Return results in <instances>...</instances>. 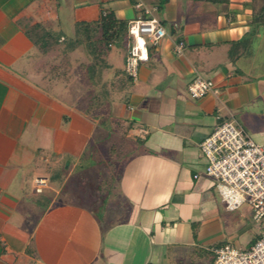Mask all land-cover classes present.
Returning a JSON list of instances; mask_svg holds the SVG:
<instances>
[{
    "label": "crops",
    "instance_id": "obj_1",
    "mask_svg": "<svg viewBox=\"0 0 264 264\" xmlns=\"http://www.w3.org/2000/svg\"><path fill=\"white\" fill-rule=\"evenodd\" d=\"M139 1L155 6L152 0H0V264H212L215 247L252 244L248 212L224 207L198 144L218 122L217 109L259 132L249 123L264 114V23L252 20L261 0H230L229 14L191 0L153 10L166 35L148 45L136 81L124 79L95 115L85 112L89 101L80 108L77 98L40 85L59 79L35 70L38 57L22 25L40 22L64 43L65 20L74 32L76 21L95 20L102 11L129 21L140 15ZM124 39L127 48L132 39ZM66 46L79 55L93 89L80 97L91 99L103 81L105 90L112 88L118 67L109 54L96 76L84 47ZM196 75L212 79L220 93L190 97L186 86ZM109 132L115 138H105ZM93 140L124 142V186L117 184L119 200L106 207L103 221L76 195L97 184L98 175L87 172L91 158L83 156ZM37 177L46 182L40 192ZM116 208L124 210L118 221L111 215Z\"/></svg>",
    "mask_w": 264,
    "mask_h": 264
},
{
    "label": "built area",
    "instance_id": "obj_2",
    "mask_svg": "<svg viewBox=\"0 0 264 264\" xmlns=\"http://www.w3.org/2000/svg\"><path fill=\"white\" fill-rule=\"evenodd\" d=\"M135 7L140 15L128 21L127 34L132 41L123 62V71L131 81L138 77L140 62L148 59V45H157L166 35L165 27L152 14L156 6L148 7L139 1ZM175 48L180 53L183 42L179 41ZM186 89L192 98L220 93L212 79L201 75L194 76ZM215 117L218 122L198 144L206 159L204 172L214 180L226 209L249 205L260 236L244 248L231 243L215 247L212 264H264V144L255 142L231 113L223 115L217 109ZM34 182L38 192L46 183L41 177Z\"/></svg>",
    "mask_w": 264,
    "mask_h": 264
},
{
    "label": "trees",
    "instance_id": "obj_3",
    "mask_svg": "<svg viewBox=\"0 0 264 264\" xmlns=\"http://www.w3.org/2000/svg\"><path fill=\"white\" fill-rule=\"evenodd\" d=\"M193 3L209 2L217 6H223L226 14L231 11L227 9L230 0H191ZM158 10H161L168 0H152ZM145 17V16H144ZM255 22L264 23V0L261 6L255 11L253 18ZM128 21L118 18L113 11H102L95 20H81L75 22V35L71 43L81 44L85 51L91 55L93 62L88 64L89 69L96 76L100 75L101 63L108 54L110 46L114 41L127 36ZM24 33L31 39L35 54L38 57L34 62V68L38 72H44L50 78L69 82L72 78L70 73L72 67V52L69 47L64 45L60 40V34L48 30L40 22H33L21 26ZM87 66V69H88ZM89 71V70H87ZM124 71L116 70L114 80L111 83L112 88L104 90L105 92H97L88 103L85 112L87 115H95L105 108L110 98L115 97V91L123 86L124 79L131 81L125 75ZM93 75L89 76L92 78ZM118 146L116 143L107 147L108 164L102 167V172L98 174L95 189L82 187L76 195L81 200L88 201L93 206L94 211L99 212L102 216L108 205L115 204L116 199L119 200L120 193L116 182V157Z\"/></svg>",
    "mask_w": 264,
    "mask_h": 264
},
{
    "label": "rangeland",
    "instance_id": "obj_4",
    "mask_svg": "<svg viewBox=\"0 0 264 264\" xmlns=\"http://www.w3.org/2000/svg\"><path fill=\"white\" fill-rule=\"evenodd\" d=\"M260 3H262V2H260ZM257 8H259V7H257ZM157 15L161 16L162 11L157 13ZM69 20H65V23L62 24V32H63L64 36L66 37V40L64 41V45L71 42L72 39L74 38V35H75V32L73 31V26ZM125 46H126V40L123 38H120L117 41H114L112 43V45L110 46L109 52H108V54H109L108 59L112 62L114 67H116V68L118 67V70H122L125 52H126V49L128 48V46H127V48ZM78 56L79 55H77L76 51H74L72 53L73 60H72V67H71L70 73L73 76V80H71V82L69 84L63 83L60 80L50 81L47 79L44 82L40 81V85L48 88L49 91L52 92L56 96L60 95L61 94L60 92H63L64 99H70L73 97L77 98L78 103L80 104V108H83L86 105V102H88V101L90 102V99H89V97H87V98L80 97L81 93L84 91H92L93 89L89 86V83L86 80H84L82 77L81 71L79 70V67H78V61H79V60H77ZM80 57H83V55H81ZM102 83L103 84H101V90L100 91L105 92L104 87L107 85L104 83V81ZM66 84H67V86H66ZM123 86H124V84H123ZM120 95H121L120 100L124 103V88L122 89V92L120 93ZM88 121H92V120L89 119ZM249 124L255 130L258 129L259 132L257 134H253V133H251L252 130L250 128H249V130H251V131H246V132L250 133V134L249 133L248 134L250 135V137L255 142L260 143V144H264V114H261V115L255 117L253 120L250 121ZM113 137L115 138V136H113L111 134V132H109L107 137H105V138L110 139ZM107 140H98V141L93 140L86 147V150H85L83 156L85 157L87 155V156H89V158H91L89 169L87 170V172H89V174H97L98 175L100 172H102L101 171L102 167L104 165L108 164V160H106V154L107 153L105 150V149H107L108 144H109V143L108 144L106 143ZM104 143H106V144H104ZM120 148L122 151L120 150V152H119ZM117 152H118V155L116 157V168H117V170H116V172H114V175L116 176L117 184L121 187V185L124 186V157H125L124 156V142L120 143V145L118 146ZM126 158H127V156H126ZM43 169H44V167H42L40 172H41V174L46 175V172ZM214 191L216 193H218L215 186H214ZM117 200L118 199H116V201ZM222 203L225 207V203L223 201H222ZM120 204L124 207L126 206V203H124V201L121 202ZM88 205H91V204H88ZM240 209H244L248 212L247 217H246V213H244V216L246 218L244 220H246V222L250 225V227H248L246 233L248 235L252 236V238H253L252 243H253L260 236V233H259L258 228L256 227L255 222L251 218V208L249 207V205L243 204ZM95 214L98 216L100 221H103L104 218L102 217V215L99 212L96 211ZM111 215H112V217H113L112 219L114 221H118L120 218H122V216H124V210H117V208H116V209L111 211ZM235 246L240 247V248H244L243 245L239 246L237 244Z\"/></svg>",
    "mask_w": 264,
    "mask_h": 264
}]
</instances>
